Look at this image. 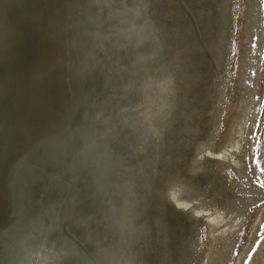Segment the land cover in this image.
Wrapping results in <instances>:
<instances>
[{"label": "rangeland", "instance_id": "374dc122", "mask_svg": "<svg viewBox=\"0 0 264 264\" xmlns=\"http://www.w3.org/2000/svg\"><path fill=\"white\" fill-rule=\"evenodd\" d=\"M115 1L118 2L119 0H112V2ZM230 1L231 6L233 3L234 8L231 7L230 9ZM75 2L76 1H73V3ZM110 2L111 0H105L100 7L97 8L93 5L92 7L89 2H83L82 11L84 8V13L82 12L83 14L78 15V18H74V9H70V7L67 6L66 0H0V226H8L5 229L7 233L4 232L0 235V264H3L2 261L4 262V260L5 262L7 261V256L13 254L11 256L13 257L18 254V246L22 243L20 240L24 238L25 235H30V237L36 236V239L30 241L32 243L37 240L44 241L42 237L37 238L39 228L44 229V227L47 230H43L46 232V238L55 242H52L56 245L54 248L59 249L61 247L60 249H62V251L67 249L65 251L67 253L65 258L68 260H65L64 264H111L109 262H111L114 257H112L110 252L117 246L120 256L124 254V257H130L131 264H143L144 261L145 264H171L172 260H169L171 255H168L169 253L160 252L158 250L159 244L156 242V239H154V237L156 238L157 232L160 230L159 228H161L160 226L158 228L157 224L168 229L167 231L171 228L170 232H172L173 238L175 234L177 235L175 236L176 241L174 243L176 246L179 245V237L181 238L182 236L183 225L186 226V224H189L197 227V244L194 246L195 249L193 248L194 257L191 264H264V0H220V2L218 0H154L158 12H161L159 6H162V8L167 7L161 17L163 20L167 19V15H165L166 11L168 13V11L174 10L176 14L175 19L172 21L173 34L170 35V37L171 40L174 39L172 43L176 44L177 47L171 45L172 48H170V51L172 55L179 60L180 67L184 69L183 76H186L185 80H187L184 98L186 99L185 96H187L188 93H191V96L194 91L196 93L200 85L203 87L200 100L202 102L199 103L200 101H198V104H192L190 102L187 108H190V113L192 114H189V116H197L195 119L196 123L205 128L204 132L206 133V138L202 140H195L196 138H194L188 143H185V140H183L185 138L181 135L185 134V132H189V128L187 127H184L185 129L182 128L177 134L176 141L179 144L180 152L187 153V155L191 153L186 157L187 159L185 158L187 163L180 158V161L184 162H182L183 169L180 168L181 172L177 174L179 176L181 175L180 178H182L183 184L178 182V180L176 182L174 177H170V181L167 179L165 181H147L143 186L138 185L150 206L151 212L149 213L152 214V219L150 224H147V227L145 223L146 229L144 233L133 238L132 241L127 242L128 244L126 245L124 243L120 244L121 240H117L115 234L112 236L107 221L103 222L97 220L93 222L91 224L92 227H90L92 229L90 230V228L83 224L79 217L75 215L72 210L71 202L65 203V200L70 196L69 189L75 193L77 188H73V186H78L82 183L75 178L76 174L72 171L70 162L75 152L77 153L82 146L81 144L73 145L70 143V138L74 137V133L77 134L75 129L76 123H79L78 127L83 126L82 124L86 116L91 114L90 111L92 112V108H94L95 100L98 99L99 95L103 94V89L97 88L90 78L86 76V74L90 72V70H88L89 68L86 66H92L96 57L100 55V38L102 34L109 33V28L111 26H105V22ZM130 3V0L122 3V16H124L122 19L126 21V24H128V18L131 16V9L128 8L131 5ZM176 4L179 5L180 8ZM205 6L206 8H204ZM228 7L229 14H232V26L230 40L227 38L225 43L222 37L224 35L227 17L229 19ZM77 8L80 10L79 4ZM179 10L181 11L179 12ZM177 11L178 13H176ZM183 11L185 14L182 15ZM197 12H201L202 14L200 13L199 15ZM50 13H54V15L51 14L52 16L47 19L46 17ZM216 13L217 15H215ZM53 17L58 18L56 21L57 23ZM181 17H185L186 21L184 20V22L181 23ZM51 19H53L52 25L48 26L47 24H43L49 21L51 23ZM177 19L180 20L178 21ZM198 19L201 21L199 22ZM189 20L192 22L193 26ZM178 22H180V24ZM210 24L214 28L219 27L220 30L209 33ZM180 25L181 27H179ZM113 26L114 24L112 27ZM248 34L250 38H246ZM33 35H36V37ZM250 35H252V37ZM213 37H215L216 42H211ZM45 39L47 43L44 44ZM199 39H203L201 40L202 42ZM34 41L35 43H33ZM259 41L261 42L259 43ZM117 42L118 38L112 36L111 40L106 42V45L109 43L107 47L119 53V51H117L119 50V42L118 45ZM60 45H62V50ZM187 45L190 47L188 46L187 48ZM184 49L187 50L185 52L188 53V55L183 51ZM88 51H91L92 56H95L93 60L87 56ZM62 53L63 55H61ZM77 54H82L84 61H91L92 63H88L82 68H77L73 58ZM249 55H252V57ZM61 56L63 57L61 58ZM198 57L201 59L199 60L201 61L200 63ZM223 57L227 65V74H224L226 78L225 83L227 84L222 82V77L221 80H219L218 76L220 69L219 64ZM204 62L206 64H204ZM201 64L204 67L206 66L205 70L211 68L212 71L210 70V75L205 77L204 74L201 76L197 74V70L202 67ZM195 66H197V68ZM109 67L113 66L110 65ZM211 72L213 73L211 74ZM27 75H30L31 79ZM55 78L57 79L55 80ZM102 78L104 79V76L101 72L100 79ZM17 81L20 84H16ZM55 81H59V84ZM75 83H80L79 87H77ZM210 90L213 91L210 92ZM243 102L245 103L242 104ZM247 103L250 104L248 105ZM250 105H252V107ZM193 106H195L194 109H192ZM86 109H88V111ZM193 111L194 113H192ZM186 114L185 112L184 121L187 119V124V122L191 121V117H186ZM236 116L237 118H235ZM47 125H49V127ZM69 127H71V129H69ZM43 128H46V130ZM50 128L52 129L50 130ZM200 129L202 130V128ZM57 130H59V132ZM47 132H49V134ZM235 134L237 136H235ZM184 148L185 150H183ZM190 150L192 151L190 152ZM70 152L71 154H69ZM201 154L203 155L200 156ZM220 154L224 156L222 157ZM178 159L179 157H177V160ZM108 168H111L110 165ZM68 172H72L73 177H70ZM67 176L71 178L69 181L77 182L71 185L68 179H66ZM206 177L209 178L212 183L224 185L227 194L225 197L219 198L218 201L220 204L217 202L211 206L200 199V196H203V194L197 190L196 183L198 180ZM211 177H213V179ZM58 182L62 184L59 185L60 183ZM186 184L187 187L185 186ZM202 187L207 188V185H202ZM195 192H198V194ZM83 195H86V192H84ZM62 198L65 200H62ZM233 198H235V200ZM84 199L86 200L87 198ZM245 199L247 200L245 201ZM85 200L84 203L88 210L85 211V213H92L96 202L90 203L85 202ZM164 201L167 202H165V205H163ZM12 203L16 205L13 211L11 210L13 206ZM63 203L65 205H63ZM182 203L185 209H183ZM81 205H83V203L80 200L78 211H82L83 207L81 208ZM180 206L182 208H180ZM192 210L194 213L191 212ZM168 211L173 213L169 214ZM171 215L174 216L172 217ZM215 216L221 219V222L219 221L220 223L216 221L217 223L215 222L213 224V230L217 232H213L214 235L216 234L215 237L220 236L221 234L218 233L222 232L225 228L226 231L227 228L229 231H231V229L233 230L231 233L227 231L228 236L223 237L221 242V246L223 247L218 252L217 249L220 244L213 245V247L215 246V254H217L214 255L210 262L209 259L211 257H208V250L212 247L210 246L212 241L210 237V223ZM168 218L169 220H166ZM40 220L42 222L38 225V221ZM170 220L172 221L170 222ZM100 222H103V226H100ZM168 223L170 224L168 225ZM234 223L236 225H234ZM218 224H220V226ZM42 225L45 226L40 227ZM174 225L176 228H173ZM233 225L239 228L236 227L235 229ZM173 231H175V234ZM232 236L234 239H232ZM152 237L155 242L152 240ZM15 240L20 242L17 243V247L15 246L16 249H13L10 242L15 243ZM233 242L235 244H233ZM6 243H9V245ZM14 243L12 244L14 245ZM119 244L122 247L119 246ZM8 246L10 247L8 248ZM163 246L165 247V244H163ZM127 247L129 250L131 249L130 252L142 255V259L139 255H136L137 260L140 258L141 261L139 259L137 262L134 255V258H132L133 256L131 257L127 252ZM11 248L15 250L14 253H11ZM122 249L124 250L123 252ZM227 250H229V252ZM8 252L10 253L9 255H7ZM144 252H146V255H143ZM109 253L110 256L106 258L105 256ZM125 254H127V256ZM11 257L9 256L8 262L12 259ZM188 257L189 254H182L180 259L183 261V264Z\"/></svg>", "mask_w": 264, "mask_h": 264}, {"label": "bare ground", "instance_id": "6f19581e", "mask_svg": "<svg viewBox=\"0 0 264 264\" xmlns=\"http://www.w3.org/2000/svg\"><path fill=\"white\" fill-rule=\"evenodd\" d=\"M44 1V0H43ZM129 1V0H128ZM131 1V0H130ZM138 0L135 2H131L129 5L131 9V16H129L128 24L125 23L117 27H119L120 33L115 35L118 38L119 41V47L117 51L121 53H126L127 55L131 56V58L134 55L140 54V58L138 61H136V64L133 68L130 66L129 57L124 58L123 63L120 65L118 62L114 63L113 69L111 71L106 70V67L103 71L102 68V74L104 76V79L110 80V85L107 89H103V94L98 96V99L95 100L94 108H92V112L97 113V109H99L100 113V106H111L112 109H114L113 112H110L111 114V126H113L116 130L114 132H110V136L107 137L102 127L97 126L95 127L93 121L95 119V116L91 114L86 116V119L84 123L82 124V127H78L79 123H76V133H74V137L70 138L73 145H80L81 148L77 153L75 152V155H73L72 159L70 160L72 165V171H74V174H76L75 178L78 179L77 181L82 182L78 186H73L77 188V194L80 197L79 199L82 201L83 205H81L82 212L85 213V211H88L85 203L84 198H87L85 202L95 203L94 204V211L92 213H86L89 216H95L97 217V220L101 221H107L108 226H110L111 234L114 236V234L117 236V240H121L120 244L124 243L125 245L128 244L127 242H131L133 238H136L137 236L144 233L147 224H150V221L152 219V214L150 210V206L146 199L144 198L142 192L140 191L139 186H143V184L147 181H158L166 179L169 180L170 177H174L176 179V182H183L181 175L179 176L177 173L181 172L180 168H182L183 163L186 161L187 153H181L179 150V144L176 141V136L179 133V131L182 128H189V132H185V134H182L181 136L185 139V143L189 142L190 140H193L194 138L197 139H204L206 138V133L204 132L205 128L202 127V125L196 123V117L189 116L191 114L190 108H187L188 105H190V102L193 104H198V101L201 100V90L203 87L200 85L198 87V91L193 93L191 96V93L184 98V93L186 89V81L183 75V68L180 67L179 60L174 57L170 51L171 45L176 46V44H173V40H171L170 35L173 34V28H172V21L175 19L176 14L174 13V10L165 12V15H167V19L163 20L161 17L164 14V11L167 7L162 8V6H159L161 9V12H158L157 7L154 4V0ZM163 1V0H162ZM177 1V0H175ZM190 1V0H189ZM201 1V0H200ZM207 1V0H204ZM220 2V0H218ZM228 1V0H227ZM246 1V0H245ZM248 1V0H247ZM185 2V1H184ZM203 2V1H202ZM201 2V3H202ZM214 2V1H213ZM44 3V2H43ZM209 3V2H208ZM235 3V2H234ZM111 9L113 11H117V7H120L119 11H122V3L120 0L118 2H111ZM165 4V3H164ZM183 4V3H182ZM196 4V3H195ZM204 4V3H202ZM212 4V3H211ZM224 4V3H223ZM230 9L233 7V3L231 6V1L229 2ZM119 5V6H118ZM167 5V4H166ZM177 5V4H176ZM213 5V4H212ZM222 5V4H221ZM179 6V5H177ZM198 6V5H197ZM193 6V7H197ZM200 6V5H199ZM127 7V6H126ZM213 7V6H212ZM211 7V9H212ZM174 8V7H173ZM180 8V6H179ZM201 8V6H200ZM198 8V9H200ZM206 8V6L204 7ZM209 8V5H208ZM219 8V7H218ZM259 8V7H258ZM261 8V7H260ZM178 9V8H177ZM176 9V10H177ZM215 9V8H214ZM16 10V9H15ZM109 10V8H108ZM221 10V9H220ZM129 11V10H128ZM181 10H179L180 12ZM259 11V10H258ZM47 12V11H46ZM117 12V13H118ZM135 12V13H134ZM143 12V13H142ZM196 12V11H195ZM209 12V11H208ZM220 12V11H219ZM218 12V13H219ZM115 13V14H117ZM122 13V12H121ZM178 13V11L176 12ZM194 13V12H193ZM201 13V12H200ZM200 13L197 12V14L200 15ZM212 13V12H211ZM52 14V13H50ZM185 14L184 11L182 15ZM202 14V13H201ZM208 14V13H207ZM181 16L180 14H177ZM195 15V14H194ZM217 15V13L215 14ZM52 16V15H51ZM178 16V17H179ZM185 16V15H184ZM228 16L226 27L224 31V35L222 37V40L225 42L228 38L230 40L231 37V26H232V14H229V7H228ZM186 17V16H185ZM185 17H181L180 22L183 23L184 20L186 21ZM200 17V16H199ZM192 18V17H191ZM196 18V15H195ZM259 18V17H258ZM9 19V18H8ZM122 19V17L120 18ZM197 19V18H196ZM202 19V18H201ZM211 19V18H210ZM123 20V19H122ZM151 20L152 27L148 28L147 31H151V29L155 28L157 33H159V37L156 38L157 44L155 47V38L150 37V40L148 43H145V38L140 37L138 38V35L142 32V28H144L143 25L147 21ZM178 20V19H177ZM178 20V21H179ZM195 20V19H194ZM193 20V21H194ZM203 20V19H202ZM219 20V19H218ZM10 21V20H9ZM13 21V20H12ZM112 19L109 16V11L107 15V19L105 22V26H111L109 29L111 30L112 25L116 24L115 22H111ZM175 21V20H174ZM190 21V20H189ZM200 22L201 20L198 19ZM197 21V22H198ZM204 21V20H203ZM180 22H178L180 24ZM196 22V21H195ZM254 22V21H253ZM262 22V20H261ZM191 25L192 22L190 21ZM194 23V22H193ZM210 23V22H209ZM217 23V22H216ZM257 23V22H256ZM23 24V23H22ZM46 24V23H43ZM186 24V23H185ZM198 24V23H197ZM21 25V24H20ZM182 25V24H181ZM181 25L179 27H181ZM224 25V26H225ZM256 25V24H255ZM254 25V26H255ZM188 26V25H187ZM193 26V25H192ZM257 26V25H256ZM9 27V26H8ZM44 27V25H43ZM185 27V26H184ZM105 28V27H104ZM176 28V27H175ZM183 28V27H182ZM15 29V28H13ZM21 29V27H20ZM30 29V28H29ZM108 29V28H107ZM200 29V27H199ZM257 29V28H256ZM31 30V29H30ZM106 30V29H105ZM176 30V29H175ZM187 30V29H186ZM204 30V29H203ZM202 30V31H203ZM220 30L219 27H213L210 24L209 27V33H214L215 31ZM247 30V29H246ZM260 30V29H259ZM12 31V30H11ZM14 31V30H13ZM17 31V30H16ZM46 31V29H45ZM196 31V30H195ZM207 31V28H206ZM205 31V32H206ZM107 32V31H105ZM182 32V31H181ZM197 32V31H196ZM16 33V32H15ZM14 33V34H15ZM30 33V32H29ZM190 33V32H189ZM200 33V31H199ZM203 33V32H202ZM229 33V36H228ZM261 33V32H260ZM19 34V33H18ZM31 34V33H30ZM112 34H114L112 32ZM180 34V33H179ZM182 34V33H181ZM205 34V33H204ZM6 35V34H5ZM44 35V34H43ZM48 35V34H47ZM105 35V34H104ZM186 35V34H183ZM199 35V34H198ZM246 35V34H245ZM36 37V35H33ZM41 36V35H39ZM103 36V34H102ZM156 36V35H155ZM250 38L249 34L247 35ZM252 37V35H250ZM182 37V36H181ZM185 37V36H184ZM203 37V36H202ZM206 37V35H205ZM254 37V36H253ZM8 38V37H7ZM26 38V37H25ZM46 38V37H44ZM112 38V37H111ZM209 38V37H208ZM41 39V37H40ZM39 39V40H40ZM190 39V38H189ZM204 39V38H203ZM201 39V40H203ZM256 39V38H255ZM259 39V38H258ZM116 40V39H114ZM200 40V39H199ZM200 40V41H201ZM264 40V39H263ZM41 41V40H40ZM185 41V40H184ZM191 41V40H190ZM188 41V42H190ZM215 41V37L212 38L211 42ZM248 41V40H247ZM246 41V43H247ZM43 42V41H42ZM202 42V41H201ZM200 42V43H201ZM216 42V41H215ZM223 42V43H224ZM252 42V41H251ZM261 41H259L260 43ZM13 43V42H12ZM35 43V41L33 42ZM47 43L46 39L44 41V44ZM113 43V42H112ZM116 43V42H115ZM118 43V42H117ZM207 43V42H206ZM210 43V42H209ZM218 43V42H217ZM226 43V42H225ZM43 44V45H44ZM109 44V43H108ZM222 44V43H221ZM230 44V42H229ZM118 45V44H117ZM180 45V44H179ZM186 45V44H185ZM191 45V44H190ZM199 45V44H197ZM216 45V44H215ZM214 45V47H215ZM224 45V44H223ZM108 46V45H107ZM114 46V45H113ZM189 45L186 47L188 48ZM201 46V45H200ZM221 46V45H220ZM227 46V45H226ZM151 47H155V52L150 53ZM190 47V46H189ZM192 47V46H191ZM205 47V46H204ZM248 47V46H247ZM19 48V47H18ZM109 48V47H108ZM175 48V47H174ZM182 48V47H181ZM211 48V47H210ZM209 48V49H210ZM222 48V47H221ZM253 48V47H252ZM261 48V47H260ZM190 49V48H189ZM195 49V46H194ZM198 49V48H197ZM204 49V48H203ZM212 49V48H211ZM229 49V48H228ZM39 50V49H38ZM100 50V49H99ZM113 50V49H112ZM205 50V49H204ZM176 51V50H175ZM184 52L187 50H183ZM193 51V50H191ZM213 51V50H211ZM257 51V50H256ZM114 53H117L116 51H112ZM181 52V51H180ZM205 52V51H204ZM203 52V53H204ZM208 52V51H207ZM210 52V51H209ZM260 52V51H259ZM174 53V52H173ZM186 53V52H185ZM192 53V52H191ZM194 53V52H193ZM197 53V52H196ZM221 53V52H220ZM224 53V52H223ZM231 53V52H230ZM243 53V52H242ZM253 53V52H252ZM261 53V52H260ZM2 54V53H1ZM177 54V53H176ZM188 55V53H186ZM202 54V53H201ZM206 54V53H205ZM211 54V52H210ZM215 54V53H214ZM225 54V53H224ZM99 55V54H98ZM148 55L150 56L148 58ZM185 55V54H184ZM197 55V54H196ZM207 55V54H206ZM254 55V54H253ZM27 56V55H26ZM145 56L144 60L143 57ZM181 56V55H180ZM199 56V55H198ZM204 56V55H203ZM250 56V55H249ZM186 57V56H185ZM201 57V56H200ZM200 57H198V61L201 60ZM211 57V55H210ZM214 57V56H213ZM220 57V56H219ZM252 57V55L250 56ZM98 56L96 57V59ZM191 58V57H190ZM194 58V57H193ZM208 58V57H206ZM95 59V61H96ZM185 59V58H184ZM183 59V60H184ZM209 59V58H208ZM217 59V58H216ZM215 59V60H216ZM181 60V61H183ZM192 61V60H190ZM204 61V59H203ZM206 61V60H205ZM201 61H199L200 63ZM214 62V61H213ZM242 62V61H241ZM248 62V61H247ZM246 62V63H247ZM6 63V62H5ZM95 63V62H94ZM198 63V64H199ZM209 63V62H207ZM184 64V63H183ZM187 64V63H186ZM185 64V65H186ZM191 64V63H190ZM204 64H206L204 62ZM203 64V65H204ZM214 64V63H213ZM245 64V63H244ZM243 64V66H244ZM251 64V63H250ZM195 65V64H194ZM220 69H219V80H221V77L223 79L222 82L225 83V77L224 74H227L226 64L224 57L221 61ZM199 66V65H198ZM202 66V64H201ZM250 66V65H249ZM4 67V66H3ZM35 67V66H34ZM184 67V65H183ZM197 68V66H195ZM239 67V66H238ZM122 70H121V69ZM194 68V67H193ZM206 66L200 67V69L197 70L198 75H203L206 77L210 75L211 68H207L208 70H205ZM214 68V67H213ZM11 69V68H10ZM25 69V68H24ZM242 69V68H241ZM35 71V70H34ZM48 71V70H47ZM106 71H109L110 74H108ZM195 71V70H194ZM212 71V70H211ZM215 71V70H214ZM218 71V70H217ZM240 71V69H239ZM155 72V74L153 73ZM190 72V71H189ZM188 72V73H189ZM213 72H211L212 74ZM195 74V75H197ZM222 74V76H221ZM145 75V76H144ZM186 75V74H185ZM190 75V74H189ZM192 75V74H191ZM216 75V74H215ZM238 75V74H237ZM16 76V75H14ZM18 76V75H17ZM30 78V75H27ZM33 76V75H32ZM199 77V76H198ZM7 78V77H6ZM15 78V77H14ZM20 78V77H19ZM213 78V77H212ZM5 79V78H4ZM2 79V80H4ZM31 79V78H30ZM198 79V78H197ZM204 79V78H203ZM215 79V77H214ZM11 80V79H10ZM212 80V79H211ZM9 81V80H8ZM12 81V80H11ZM192 81V80H191ZM203 81V80H202ZM213 81V80H212ZM211 81V82H212ZM241 81V80H240ZM255 81V80H254ZM16 82V81H15ZM194 82V80H193ZM196 82V81H195ZM199 82V81H198ZM205 82V81H204ZM256 82V81H255ZM9 83V82H8ZM210 83V82H209ZM16 84H20L17 83ZM14 84L15 86H17ZM29 84V83H28ZM80 84V83H79ZM78 83H75L77 87H79ZM113 84H116L114 88L116 90L110 91L113 87ZM186 84V85H185ZM204 84V83H203ZM227 84V83H225ZM23 85V84H22ZM218 85V84H217ZM238 85V84H237ZM243 85V84H242ZM247 85V84H246ZM19 86V85H18ZM21 86V85H20ZM28 86V85H27ZM22 87V86H21ZM26 87V86H24ZM30 87V85H29ZM208 87V86H207ZM206 87V88H207ZM211 87V86H209ZM214 87V86H212ZM216 87V86H215ZM220 87V86H219ZM218 87V88H219ZM224 87V86H223ZM222 87V88H223ZM240 87V86H239ZM245 87V86H244ZM194 88V87H192ZM7 89V88H6ZM27 89V88H24ZM33 89V88H32ZM31 89V90H32ZM188 89V87H187ZM205 89V88H204ZM209 89V88H208ZM216 89V88H215ZM247 89V88H246ZM75 90V89H74ZM191 90V89H190ZM223 90V89H222ZM249 90V89H248ZM247 90V91H248ZM23 91V90H22ZM76 91V90H75ZM122 91V92H121ZM204 91V90H203ZM202 91V92H203ZM213 91V90H212ZM210 90V92H212ZM114 92V93H112ZM138 98L137 99V94ZM189 92V91H188ZM218 92V91H215ZM223 92V91H222ZM244 92V91H243ZM34 93V92H31ZM240 93V92H239ZM187 94V92H186ZM219 94V93H218ZM246 94V93H245ZM248 94V93H247ZM23 95V94H22ZM27 95V94H26ZM210 95V94H209ZM215 95V94H214ZM208 96V95H207ZM25 97V96H24ZM77 98V96H76ZM24 99V98H23ZM36 99V98H35ZM203 99V98H202ZM225 99V98H224ZM30 100V99H29ZM37 100V99H36ZM210 100V99H209ZM217 100V99H216ZM92 101V100H91ZM215 101V100H214ZM88 102V101H87ZM86 102V103H87ZM200 101L199 103H201ZM34 103V102H33ZM111 103V104H110ZM213 103V102H212ZM211 103V104H212ZM243 102L242 104H244ZM252 103V102H251ZM8 104V103H7ZM115 104V107H114ZM248 104V103H247ZM250 104V103H249ZM248 104V105H249ZM89 105V104H88ZM91 105V106H92ZM200 105V104H199ZM246 105V104H245ZM244 105V106H245ZM243 106V105H242ZM252 107V105H250ZM191 107V106H189ZM195 106H193L192 109H194ZM200 107V106H198ZM209 107V106H208ZM240 107V106H239ZM238 107V108H239ZM247 107V106H246ZM33 108V106H32ZM189 110H187V109ZM212 108V107H211ZM34 109V108H33ZM219 109V108H218ZM40 110V109H39ZM88 111V109H86ZM233 110V109H232ZM19 111V110H18ZM43 111V110H42ZM244 111V110H243ZM37 112V111H36ZM191 117V121L187 122L184 121V116ZM208 112V110H207ZM218 112V111H217ZM242 112V111H241ZM38 113V112H37ZM42 113V112H41ZM45 113V112H44ZM87 113V112H86ZM194 113V111L192 112ZM35 114V113H34ZM40 114V113H39ZM54 114V113H53ZM57 114V112H56ZM84 115V114H83ZM92 115V118H91ZM192 115V114H191ZM55 116V114H54ZM57 116V115H56ZM133 116L137 117L136 121H132ZM219 116V115H218ZM241 116V115H240ZM217 117V116H216ZM233 117V116H232ZM245 117V116H244ZM53 118V117H52ZM63 118V117H62ZM237 118V116L235 117ZM247 118V117H246ZM54 119V118H53ZM52 119V120H53ZM47 120V117H46ZM45 120V121H46ZM51 120V121H52ZM103 120H105V117H103ZM238 120V119H237ZM242 120V119H241ZM44 121V120H43ZM62 121V120H61ZM81 121V120H80ZM184 121V123H183ZM219 121V120H218ZM236 121V120H235ZM48 122V121H47ZM46 122V123H47ZM217 122V121H216ZM243 122V121H242ZM246 122V121H245ZM50 123V122H49ZM183 123V124H182ZM218 123V122H217ZM236 123V122H235ZM233 123V124H235ZM214 124V123H213ZM55 125V124H54ZM60 125V124H58ZM57 125V126H58ZM72 125V124H71ZM182 125V126H181ZM239 125V124H237ZM242 125V124H241ZM49 127V125H47ZM53 126V124H52ZM205 126V124H204ZM213 126V125H212ZM46 127V128H48ZM59 127V126H58ZM46 128L44 130H46ZM57 128V127H55ZM184 128V129H185ZM202 128V130L200 129ZM216 128V127H215ZM52 128H50L51 130ZM58 129V128H57ZM60 129V128H59ZM71 129V127H69ZM234 129V128H233ZM49 130V131H50ZM54 130V129H53ZM73 130V129H72ZM59 132V130H57ZM69 131V130H68ZM67 131V132H68ZM234 131V130H233ZM242 131V130H240ZM46 132V131H45ZM56 132V131H54ZM75 132V131H74ZM209 132V131H208ZM49 134V132H47ZM69 133V132H68ZM204 133V134H203ZM11 134V133H10ZM72 134V132H71ZM232 134V133H231ZM113 135H120V136H113ZM47 136V135H46ZM214 136V135H213ZM233 136V135H232ZM235 136H237L235 134ZM234 136V137H235ZM11 137V136H10ZM242 137V136H240ZM13 138V137H12ZM209 138V137H208ZM231 138V137H230ZM229 138V139H230ZM238 138V137H237ZM112 139V140H110ZM243 139V138H242ZM241 139V140H242ZM13 140V139H12ZM11 140V141H12ZM65 140V139H64ZM220 140V139H219ZM231 140V139H230ZM238 140V139H237ZM234 141V140H233ZM110 142H112L110 144ZM199 142V141H198ZM197 142V143H198ZM202 142V141H201ZM242 142V141H241ZM184 143V144H185ZM218 143V142H217ZM206 144V143H205ZM204 144V145H205ZM232 144V143H231ZM241 144V143H240ZM19 145V144H18ZM30 145V144H29ZM54 145V144H53ZM181 145V144H180ZM187 145V144H186ZM198 145V144H197ZM200 145V144H199ZM203 145V144H202ZM229 145V144H228ZM207 146V145H205ZM204 146V147H205ZM14 147V146H13ZM36 147V146H35ZM50 147V146H49ZM48 147V148H49ZM188 147V146H187ZM199 147V146H198ZM226 147V146H225ZM240 147V146H239ZM178 148V152H177ZM193 148V147H192ZM196 148V147H195ZM201 148V147H200ZM10 149V147H9ZM60 149V148H59ZM66 149V148H65ZM229 149V148H228ZM11 150V149H10ZM185 150V148L183 149ZM227 150V149H226ZM76 151V150H75ZM192 150H190L191 152ZM233 151V150H231ZM224 152V151H223ZM189 153V152H188ZM71 154V152L69 153ZM74 154V153H73ZM222 154V153H221ZM220 154V155H221ZM235 154V153H234ZM10 155V154H9ZM201 154L200 156H202ZM192 156V155H191ZM217 156V155H216ZM222 156V155H221ZM224 156V155H223ZM222 156V157H223ZM226 156V154H225ZM228 156V155H227ZM177 157L179 159L177 160ZM212 157V155H211ZM234 157V156H233ZM6 158V157H5ZM180 158L183 161H180ZM186 158V159H185ZM195 158V157H194ZM206 158V157H205ZM228 158V157H227ZM200 159V158H199ZM213 159V158H212ZM191 161V160H190ZM197 161V160H196ZM183 162V163H182ZM187 163V161L185 162ZM189 163V162H188ZM194 163V162H193ZM197 163V162H196ZM69 164V163H67ZM110 165L111 168H108ZM186 165V164H185ZM189 166V165H188ZM201 166V165H200ZM199 166V167H200ZM221 166V165H220ZM13 167V166H12ZM204 167V166H203ZM223 167V166H222ZM9 168V167H8ZM188 168V167H187ZM192 168V167H191ZM70 169V170H71ZM183 169V168H182ZM190 169V168H189ZM198 169V168H197ZM259 169V168H258ZM62 170V169H61ZM199 170V169H198ZM207 170V169H206ZM205 170V172H206ZM222 170V169H221ZM190 171V170H189ZM56 172V171H54ZM58 172V171H57ZM199 172V171H198ZM204 172V173H205ZM208 172V171H207ZM223 172V171H222ZM69 173V172H68ZM196 173V172H195ZM202 173V172H201ZM3 174V173H2ZM52 174V173H51ZM58 174V173H57ZM212 174V173H211ZM223 174V173H222ZM55 175V174H53ZM70 177L72 175V172L68 174ZM203 175V173H202ZM184 176V175H183ZM67 176L66 179H68V182L74 184L77 181H69L71 179ZM185 177V176H184ZM190 177V176H189ZM11 178V177H10ZM59 178V177H57ZM213 179V177H211ZM211 179V180H212ZM63 180V179H62ZM61 180V181H62ZM171 180V179H170ZM169 180V181H170ZM189 180V179H188ZM187 180V182H188ZM192 180V179H191ZM207 180V181H206ZM2 181V180H1ZM59 181V180H58ZM84 181V182H83ZM167 181V182H169ZM206 181V182H205ZM214 181V180H213ZM219 181V180H218ZM222 181V180H221ZM220 181V182H221ZM57 182V181H56ZM166 182V183H167ZM185 182V183H187ZM192 182V181H191ZM190 182V183H191ZM215 182V181H214ZM224 182V181H223ZM10 183V182H9ZM60 183V182H58ZM65 183V181H64ZM67 183V181H66ZM170 183V182H169ZM174 183V182H173ZM8 184V183H7ZM12 184V183H11ZM57 184V183H56ZM60 183L59 185H61ZM68 184V183H67ZM183 184V183H182ZM188 184V183H187ZM187 184L185 185L187 187ZM224 184V183H223ZM70 185V184H69ZM160 185V184H159ZM158 185V186H159ZM165 185V184H164ZM167 185V184H166ZM175 185V184H174ZM181 185V184H180ZM207 185V188L202 187ZM234 185V184H233ZM156 186V185H154ZM190 186V185H189ZM188 186V187H189ZM196 188L198 191H200L203 196H200L201 200H204L207 204L211 205L219 202L220 197H225L227 194L224 185L221 184H215L210 181L209 178H202L198 180L196 183ZM62 187V186H60ZM71 187V186H70ZM185 187V188H186ZM235 187V186H234ZM163 188V187H162ZM184 188V190H185ZM227 188V187H226ZM14 189V188H13ZM61 189V188H60ZM235 189V188H234ZM170 190V189H169ZM196 190V191H197ZM158 191V190H157ZM160 191V190H159ZM65 192V191H64ZM75 192V194H76ZM86 192V195H83V193ZM174 192V191H173ZM236 192V191H235ZM13 193V192H12ZM66 193V192H65ZM70 193V192H69ZM177 193V192H176ZM196 193V192H195ZM162 194V193H161ZM165 194V193H164ZM180 194V193H179ZM198 194V192L196 193ZM200 194V193H199ZM64 195V194H63ZM62 195V196H63ZM69 195V194H67ZM240 195V194H239ZM153 196V195H152ZM176 196V195H175ZM187 196V195H186ZM196 196V195H195ZM243 196V195H242ZM250 196V195H249ZM69 197V196H68ZM164 197V196H163ZM166 197V196H165ZM178 197V196H177ZM190 197V196H189ZM198 197V196H197ZM229 197V196H228ZM248 197V196H247ZM159 198V197H158ZM161 198V197H160ZM170 198V197H169ZM180 198V197H179ZM182 198V197H181ZM195 198V197H194ZM203 198V199H202ZM232 198V197H231ZM64 198H62L63 200ZM184 199V198H183ZM187 199V198H186ZM199 199V198H198ZM199 199V200H200ZM223 199V198H222ZM235 200V198H233ZM248 199V198H247ZM245 199V201L247 200ZM253 199V198H252ZM65 200V199H64ZM167 200V199H166ZM181 200V199H180ZM179 200V202H180ZM244 200V199H243ZM251 200V199H250ZM156 201V200H154ZM153 201V202H154ZM175 201V200H174ZM195 201V200H194ZM164 201V204L165 205ZM99 203V205H98ZM167 203V202H166ZM184 203V201H183ZM182 203V206L184 205ZM235 203V202H234ZM13 204V203H12ZM169 204V202H168ZM194 204V202H193ZM204 204V203H203ZM220 204V202H219ZM247 204V203H245ZM63 205H65L63 203ZM170 205V204H169ZM181 205V204H179ZM222 205V204H221ZM228 205V204H227ZM230 205V204H229ZM248 205V204H247ZM15 204L12 206V211L15 209ZM62 206V205H61ZM67 206V205H66ZM197 206V205H196ZM201 206V205H200ZM203 206V205H202ZM206 206V205H205ZM65 207V206H64ZM166 207V206H165ZM171 207V206H169ZM174 207V206H173ZM184 207V206H183ZM222 207V206H221ZM220 207V209H221ZM227 207V206H225ZM229 207V206H228ZM248 207V206H247ZM8 208V207H7ZM10 208V207H9ZM66 208V207H65ZM80 208V210H81ZM180 208H182L180 206ZM187 208V206H186ZM194 208V207H193ZM199 208V207H198ZM209 208V207H208ZM207 208V209H208ZM241 208V207H240ZM59 209V208H57ZM71 209V208H70ZM158 209V208H157ZM164 209V208H163ZM185 209V207L183 208ZM238 209V208H237ZM162 210V209H161ZM182 210V209H181ZM180 210V211H181ZM67 211V210H66ZM159 211V210H158ZM178 211V210H177ZM196 211V210H195ZM199 211V210H198ZM221 211V210H220ZM169 212V211H168ZM191 212L194 213L192 210ZM200 212V211H199ZM204 212V211H203ZM225 212V211H224ZM243 212V211H242ZM153 213V212H152ZM167 213V212H166ZM172 214L173 212H169V214ZM192 213V214H193ZM196 213V212H195ZM207 213V212H205ZM41 214V213H40ZM154 214V213H153ZM158 214V213H157ZM202 214V213H201ZM219 214V212H218ZM155 215V214H154ZM175 215V213H174ZM173 215V216H174ZM178 215V214H177ZM228 215V214H227ZM226 215V216H227ZM7 216V215H6ZM172 216V215H171ZM172 216V217H173ZM204 216V215H203ZM220 216V215H218ZM215 216L212 219V222L210 223V237L212 238L210 247L208 250V257H211L209 261L211 262L212 258L215 254V246L220 244L219 248L217 249V252L223 247L221 246V242L223 240L224 236H228L226 228L222 230V232L218 233L221 234L220 236L215 237L213 232V224L217 222H221L220 217ZM5 217V216H4ZM137 217V219H136ZM162 217V216H161ZM190 217V216H189ZM194 217V216H193ZM9 218V217H8ZM77 218V217H76ZM75 218V219H76ZM192 218V217H191ZM190 218V219H191ZM43 219V218H42ZM172 219V218H170ZM176 219V218H175ZM187 219V217H186ZM189 219V218H188ZM4 220V219H3ZM164 220V219H163ZM166 220H169L166 219ZM192 220V219H191ZM7 221V220H4ZM47 221V220H46ZM162 221V220H161ZM172 220H170L171 222ZM176 221V220H174ZM226 221V220H225ZM9 222V221H8ZM11 222V220H10ZM9 222V223H10ZM42 221H38L41 223ZM157 222V219H156ZM160 222V221H159ZM165 222V221H164ZM163 222V223H164ZM182 222V221H181ZM216 222V223H217ZM219 222V223H220ZM21 223V222H20ZM146 223V227H145ZM179 223V222H177ZM191 223V221H190ZM195 223V222H194ZM49 224V223H48ZM153 224V222H152ZM170 223H168L169 225ZM182 224V223H181ZM8 225V224H7ZM167 225V224H166ZM167 225V227H168ZM183 225V224H182ZM220 226V224H218ZM234 225H236L234 223ZM233 227L236 229L239 228L238 226ZM21 226V225H20ZM45 225H42L40 227H43ZM158 228L160 230L156 234V242L159 244V251L162 253H169L168 255H171L169 257V260H172L171 264H183L182 260L180 259L182 254H189V257L186 258L184 264H191L194 254H193V248L197 244V237H198V230L196 226H192L189 224H186V226H182V236L179 237V245H174L176 241L177 236L174 232V238L172 235V232L167 231L168 229H165L160 224H157ZM165 226V225H164ZM217 226V225H216ZM8 226H0V235H2L5 231V229ZM23 227V226H22ZM92 227V225H91ZM96 227V226H95ZM115 227V228H114ZM187 230H186V228ZM232 227V228H233ZM90 228V227H89ZM106 228V227H105ZM173 228H176L174 225ZM230 228V227H229ZM21 229V228H20ZM23 229V228H22ZM45 229V227H44ZM43 228H39L38 230V236L44 238L43 240H37L34 241V243L30 242L31 240L36 239V236L25 235L24 238H22L20 241L22 243L18 246L19 252L17 255H9L11 251L8 252L7 255H9L12 259L10 262L9 256H7V263L2 261L4 264H64L60 263L57 259L58 256L61 254H64V257L60 256L62 259L66 260L67 253L62 251V249L54 248L55 242H53L50 238L48 240L45 236V233ZM57 229V228H56ZM92 228H90L91 230ZM97 229V228H96ZM108 229V228H107ZM231 229V228H230ZM234 229V230H235ZM46 230V229H45ZM88 230V228H87ZM89 230V231H90ZM174 230V229H173ZM177 230V229H176ZM229 231V233L232 232ZM47 231V230H46ZM236 231V230H235ZM9 232V231H8ZM23 232V231H21ZM92 232V231H91ZM180 232V231H179ZM102 233V232H101ZM100 233V234H101ZM104 233V232H103ZM186 233V234H184ZM217 233V232H215ZM234 233V232H233ZM239 233V232H238ZM26 234V233H25ZM93 234V233H92ZM235 234V233H234ZM237 234V233H236ZM86 235V234H85ZM181 235V234H178ZM231 235V234H229ZM4 236V235H3ZM235 236V235H234ZM238 236V234H237ZM235 236L236 238H238ZM5 237V236H4ZM99 237V236H98ZM233 237V236H232ZM55 238V237H54ZM89 238V237H88ZM169 238V239H168ZM178 238V237H177ZM231 238V237H230ZM1 239V238H0ZM100 239V238H99ZM102 239V238H101ZM152 237V240H154ZM178 239V240H179ZM234 239V237L232 238ZM4 240V239H3ZM11 240V239H10ZM9 240V241H10ZM229 240V239H228ZM1 241V240H0ZM8 241V242H9ZM20 241L15 240L11 243V247L13 249H16L17 243ZM28 241V242H27ZM64 242V240L62 239ZM61 241V242H62ZM231 241V239H230ZM235 241V240H233ZM47 242V243H46ZM53 242V243H52ZM69 242V241H68ZM155 242V240H154ZM1 243V242H0ZM14 243V245L12 244ZM70 243V242H69ZM148 243V242H147ZM5 244V241H4ZM9 245V243H6ZM32 244V245H31ZM119 244V246H121ZM165 244V247L163 246ZM233 244H235L233 242ZM13 245V246H12ZM59 245V244H58ZM188 245V246H187ZM16 246V247H15ZM10 246H8L9 248ZM63 247V246H62ZM122 247V246H121ZM120 247V248H121ZM164 247V249H163ZM61 248V247H60ZM168 248V250H167ZM2 249V248H1ZM4 249V248H3ZM125 249V248H124ZM152 249V248H151ZM150 249V250H151ZM195 249V248H194ZM9 250V249H8ZM12 250V248L10 249ZM64 250V248H63ZM131 250V249H130ZM130 250L127 247V252L132 257L133 255L136 257V255H139L140 258L142 255L135 254L134 252H130ZM230 250V249H229ZM229 250H227L229 252ZM1 251V250H0ZM6 251V250H5ZM4 251V252H5ZM117 251V253H116ZM124 250L122 249V252ZM226 251V249H225ZM232 251V250H231ZM15 250H12L11 253H14ZM69 252V251H68ZM121 252V251H120ZM1 253V252H0ZM7 253V251H6ZM112 257L114 259L109 262L111 264H131L130 257L128 258L127 254H125L127 257H124L123 255L120 256L118 253V246L112 250L111 252ZM110 253L107 254L105 257L110 256ZM125 253V252H124ZM225 253V252H224ZM222 253V254H224ZM232 253V252H231ZM16 254V253H15ZM76 254V253H75ZM143 255H146V252L143 253ZM164 255V254H163ZM69 256V255H68ZM134 256L132 258H134ZM81 257V256H80ZM163 257V256H162ZM111 258V257H110ZM139 258V257H138ZM139 258V259H140ZM143 258V257H142ZM141 258V259H142ZM146 258V257H145ZM138 259V260H139ZM140 259V261H141ZM184 259V258H182ZM206 259V258H205ZM68 260V259H67ZM66 260V261H67ZM110 260V259H109ZM137 260V257H136ZM137 260V262H138ZM161 260V258H160ZM107 261V260H106ZM105 261V262H106ZM163 261V260H162ZM170 262V261H169ZM150 263V262H149ZM207 263V262H206ZM104 264V263H103ZM107 264V263H106ZM138 264V263H137ZM145 264V261L143 262ZM170 264V263H168Z\"/></svg>", "mask_w": 264, "mask_h": 264}, {"label": "water", "instance_id": "95a60500", "mask_svg": "<svg viewBox=\"0 0 264 264\" xmlns=\"http://www.w3.org/2000/svg\"><path fill=\"white\" fill-rule=\"evenodd\" d=\"M73 1H76V2L73 3ZM104 1L105 0H66V4H67L68 7H70V9H74V11H73L74 18H78V15H81V14L84 13V8H83V11H82V4H83V2H89V4H91V6L93 5L94 7L97 8V7H100V5ZM125 1H128V0H120L121 3H124ZM135 1H138V0H131L130 2H135ZM148 2H150V0ZM78 4L80 5V10L77 8L78 7ZM119 9H120V7H117V11H113L111 9V4L109 5V10H108L109 11V16L112 19V21L115 22L116 24L111 28V30H109V33L108 34H105V35L101 36V38H100V55L96 59L95 63H93L92 66H86L87 68H89L88 70H90L89 74H86V76L90 78V80L95 84V86L97 88H102L104 90L109 87L110 80L103 79V78L100 79V74L102 72V69L104 71V69L106 67V70L111 71V69H113V67H109L110 65L114 66V63H116V62H118L121 65L123 63L124 58H128V57H129L128 59H129L130 65H131L130 67L133 68L134 65L136 64V61H138L139 58H140V56H141L140 54H137V55H134L131 58V56L127 55L126 53H121V52L114 53V52H112V50H110V48L107 47L108 43L106 45V42L110 41L112 36H115L118 33H120V31L118 29L119 27H117V25L119 24V26H121L122 24L125 25V23H126L125 20L120 19L121 17H124V16H122L123 15L121 13L122 11H119L118 12ZM115 13H117V14H115ZM52 15H54V13ZM50 17H51V14H49L46 18L48 19ZM54 20L56 22L58 20V18H54ZM52 22H53V19H51V23L49 21L46 24L48 26H50V25H52ZM150 22H151V20L150 21H147L146 23H144L145 24V25H143L144 28H142V32L138 35V38L144 37L146 39L145 40V43H148L149 40H150V37H153V38H155V47H156V44H157L156 38L159 37V33H157V31H156L155 28L151 29L152 32L147 31L148 28L152 27V24ZM112 32L114 34H112ZM60 47H61V50H62V45H60ZM155 47H153V48L151 47V50L149 51V54L155 52ZM87 53H88L87 56L90 59L93 60L95 56H92V54H91L92 52L91 51H88ZM61 55H63V53ZM62 57L63 56H61V58ZM149 57L150 56L148 55V58ZM73 58H74L75 65L77 66V68H82L86 64L92 63L91 61L90 62L89 61H87V62L84 61V59L82 57V54H77ZM78 58H79V60H78ZM144 58H145V56L143 57V60H144ZM100 68H102V69H100ZM109 71H106V72L108 74H110ZM153 73L155 74V72H153ZM56 79L57 78H55V80ZM55 82H57L59 84V81H55ZM115 85L116 84H113V87H112V89L110 91H114V90L117 89V88L116 89L114 88ZM112 93H114V92H112ZM136 94H137V92H136ZM138 95H139V93L137 94V97H136L137 99H139L138 98ZM112 110L113 109H112L111 106H108V107L107 106H100V113H99V109H97V111H98L97 113L92 112V115L95 116V119L93 121L95 127H97V126L102 127V129L104 130V132L107 135V137L111 135L110 132H114L116 130L113 126H111V120H110V118H111V115L110 114L111 113L110 112H113L114 111V110L113 111ZM92 115H91V118H92ZM101 115L103 117H105V120H103V125H97V120L101 117ZM136 119H137V117L133 116L132 121H136ZM113 136H120V135H113ZM110 140H112V139H110ZM111 143L112 142H110V144ZM54 246H56V245H54ZM64 254H61L60 253V255L57 258V259H59L58 261L60 263L61 262L64 263V261H65L64 258L62 259L60 257V256L64 257Z\"/></svg>", "mask_w": 264, "mask_h": 264}, {"label": "snow or ice", "instance_id": "6c2138e0", "mask_svg": "<svg viewBox=\"0 0 264 264\" xmlns=\"http://www.w3.org/2000/svg\"><path fill=\"white\" fill-rule=\"evenodd\" d=\"M97 125H103V116L97 120ZM70 196L65 200V203H68L69 201L72 204V210L74 211L75 215L79 217L80 221L85 224L88 227H91V224L93 222L97 221V217L95 216H89L86 213L82 211H78L79 208V196L75 194L71 189H69ZM100 226H103V222H100Z\"/></svg>", "mask_w": 264, "mask_h": 264}]
</instances>
